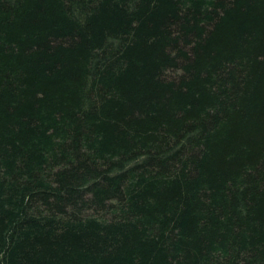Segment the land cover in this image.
<instances>
[{
    "label": "trees",
    "instance_id": "1",
    "mask_svg": "<svg viewBox=\"0 0 264 264\" xmlns=\"http://www.w3.org/2000/svg\"><path fill=\"white\" fill-rule=\"evenodd\" d=\"M0 264H264V0H0Z\"/></svg>",
    "mask_w": 264,
    "mask_h": 264
},
{
    "label": "rangeland",
    "instance_id": "2",
    "mask_svg": "<svg viewBox=\"0 0 264 264\" xmlns=\"http://www.w3.org/2000/svg\"><path fill=\"white\" fill-rule=\"evenodd\" d=\"M171 74L173 75V72H171Z\"/></svg>",
    "mask_w": 264,
    "mask_h": 264
}]
</instances>
